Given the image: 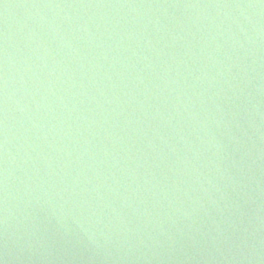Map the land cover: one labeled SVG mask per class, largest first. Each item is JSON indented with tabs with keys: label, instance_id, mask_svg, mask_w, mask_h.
I'll return each mask as SVG.
<instances>
[{
	"label": "water",
	"instance_id": "obj_1",
	"mask_svg": "<svg viewBox=\"0 0 264 264\" xmlns=\"http://www.w3.org/2000/svg\"><path fill=\"white\" fill-rule=\"evenodd\" d=\"M0 264H264V0H0Z\"/></svg>",
	"mask_w": 264,
	"mask_h": 264
}]
</instances>
